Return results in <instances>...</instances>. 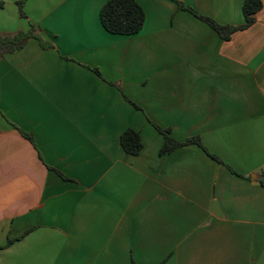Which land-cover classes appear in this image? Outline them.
I'll list each match as a JSON object with an SVG mask.
<instances>
[{
  "label": "crops",
  "instance_id": "1",
  "mask_svg": "<svg viewBox=\"0 0 264 264\" xmlns=\"http://www.w3.org/2000/svg\"><path fill=\"white\" fill-rule=\"evenodd\" d=\"M19 1L0 35L51 47L0 59V264H264V0L227 40L179 4L238 27L244 0H134L132 36L108 0Z\"/></svg>",
  "mask_w": 264,
  "mask_h": 264
},
{
  "label": "trees",
  "instance_id": "2",
  "mask_svg": "<svg viewBox=\"0 0 264 264\" xmlns=\"http://www.w3.org/2000/svg\"><path fill=\"white\" fill-rule=\"evenodd\" d=\"M25 1L26 0H21L17 2L19 15L23 18H25V15L22 8ZM179 8L189 12L200 21L206 23L212 30L222 36L224 40H227L232 33L245 30L254 23V16L261 10L262 3L260 0H244L241 9L244 22L238 27L218 25L212 19L199 15L193 9L185 8L181 6V4H179ZM99 21L101 27L109 34L132 36L141 31L144 24V12L134 0H108L99 11ZM32 38L37 39L42 48L50 46L46 45L45 42L41 40L33 26L25 33L19 32L15 35H0V59L6 54H13L14 52L20 51L27 41ZM133 106L135 107V105ZM152 126L164 137L163 145L159 151L160 155L168 154L185 145L195 144L201 146L197 139H190L184 143H178L169 137V130H163L154 124H152ZM19 133L32 141L28 134L21 130H19ZM119 143L122 150L131 156H137L142 150L140 136L137 132L132 130H127L122 133L119 138ZM211 158L218 162L216 158ZM259 184L264 187V176L259 180ZM15 241H17V239L8 240L6 246L12 245Z\"/></svg>",
  "mask_w": 264,
  "mask_h": 264
}]
</instances>
